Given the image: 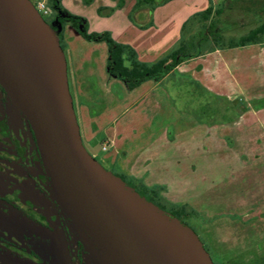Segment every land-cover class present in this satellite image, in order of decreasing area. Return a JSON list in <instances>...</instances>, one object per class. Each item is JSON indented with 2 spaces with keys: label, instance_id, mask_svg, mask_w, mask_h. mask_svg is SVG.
Here are the masks:
<instances>
[{
  "label": "rangeland",
  "instance_id": "1",
  "mask_svg": "<svg viewBox=\"0 0 264 264\" xmlns=\"http://www.w3.org/2000/svg\"><path fill=\"white\" fill-rule=\"evenodd\" d=\"M141 1L130 0L125 5L124 0H72L71 10L85 19L87 33H107L115 44L125 47V58L131 53L138 63L150 64L172 44L177 49L190 43L189 51L195 56L212 47L209 42L198 46L205 42L206 36L201 33L210 31V24L201 26L203 22L193 27L195 36L190 39L186 29L184 35L179 33L176 44L163 43L164 39L156 43L151 39L154 25L135 29L134 5ZM174 1L157 3L169 4V14H165L169 17L209 0ZM223 7L225 12L213 20L223 36L221 44L238 40L264 22V0H224ZM49 17L45 19L51 23ZM61 45L88 152L130 191L194 233L215 264H264L263 73L250 78L252 86L247 92L241 81L237 86L234 82L238 89L232 99L226 92L218 95L206 91L189 75L178 74L170 76L140 103L135 101L157 81L144 82L140 91L131 95L127 90L126 106L131 108L111 127L109 134L119 133L113 148L108 133L94 130L92 124L97 119L90 111H82L85 101L82 92L78 93L75 72L84 55L102 56L109 49L107 41H88L67 23ZM255 95L259 97L255 99ZM124 148L127 151H122Z\"/></svg>",
  "mask_w": 264,
  "mask_h": 264
},
{
  "label": "water",
  "instance_id": "2",
  "mask_svg": "<svg viewBox=\"0 0 264 264\" xmlns=\"http://www.w3.org/2000/svg\"><path fill=\"white\" fill-rule=\"evenodd\" d=\"M0 85L29 121L58 198L100 264H215L194 233L88 152L58 32L31 0H0Z\"/></svg>",
  "mask_w": 264,
  "mask_h": 264
},
{
  "label": "flooded vegetation",
  "instance_id": "3",
  "mask_svg": "<svg viewBox=\"0 0 264 264\" xmlns=\"http://www.w3.org/2000/svg\"><path fill=\"white\" fill-rule=\"evenodd\" d=\"M83 233L58 198L29 121L0 85V264H100Z\"/></svg>",
  "mask_w": 264,
  "mask_h": 264
},
{
  "label": "crops",
  "instance_id": "4",
  "mask_svg": "<svg viewBox=\"0 0 264 264\" xmlns=\"http://www.w3.org/2000/svg\"><path fill=\"white\" fill-rule=\"evenodd\" d=\"M34 1L33 3L39 1L47 2V0ZM124 1L126 5L130 0ZM173 3H175L174 0ZM61 5L68 13H75L72 14L74 16H77L76 13H79L78 11L71 10L72 0H62ZM158 5L157 0L152 3H142L141 1L139 4L134 5L135 9L133 12L135 21L138 25L135 27L136 30H138L137 27L143 28L148 25H154L155 28L151 39L156 43L161 42L160 39H164L163 43L174 42L176 44L179 33L181 32L184 35L186 29H188L186 35L188 39H190L195 36L192 33V29L196 25L199 26V22H203L201 26H204V23L211 24L215 16H217L218 11H221V14L225 12V7H223L224 0H209L208 3H195L191 9L179 12L176 16L173 12L174 14L169 17L165 15L166 12L169 14V4ZM134 6H132V8ZM207 9H211V14L205 19L203 13ZM101 19L105 20V18ZM92 31L95 32L96 30L92 29ZM122 40L127 41L124 36H122ZM125 41L121 43L126 44ZM232 41L233 40L230 39L226 44H221L223 41L216 43L212 37H208L205 42H200L201 46L209 42L212 47L209 48V50L205 48L204 52H201L198 56L193 54L191 58L181 62L160 81L151 86L149 90L142 93L135 103H140L150 92H155L159 85L175 74L183 77L189 75L192 77L191 79L193 82L198 86L201 84V86L205 88L204 90L217 93L218 95H224L226 92L228 95L227 97L230 99L235 97L233 96L236 95L234 91L238 89L234 87V82L237 86L238 82L241 81L243 86H245L243 90L247 92L250 86H252L249 85L250 78L256 79L254 76L257 72L260 74L263 73L264 77V41L262 43L249 44L243 47H231L229 44ZM172 46L163 50L161 54H158L155 60L149 63L154 64L168 56L175 49L172 48ZM109 60V49L106 50L102 56H97L95 53L92 55L86 54L80 59L79 65L76 66L75 71L77 90L78 93L82 92V98L85 101V104L82 106V111L86 110L87 114H89L90 111L91 115L97 119V121L92 124L94 130H100L108 134L110 130H112L111 127L117 125V123L126 116L128 109L131 108H127L126 106L128 95L127 83L111 72L112 67L110 66ZM260 70H263V72ZM143 86L144 84H141L139 87L130 91L129 95L135 92L137 93ZM240 87H242V85H240ZM258 97L259 95L254 96L255 99ZM105 108L107 110H105ZM234 124L236 125L237 122ZM118 134L117 132L112 133V135H107V140L112 142L110 147H113L114 140L117 138L116 135ZM125 148L122 151H127V148ZM116 151H114L115 157L117 155Z\"/></svg>",
  "mask_w": 264,
  "mask_h": 264
},
{
  "label": "trees",
  "instance_id": "5",
  "mask_svg": "<svg viewBox=\"0 0 264 264\" xmlns=\"http://www.w3.org/2000/svg\"><path fill=\"white\" fill-rule=\"evenodd\" d=\"M61 1L62 0H47L50 15L49 18L52 19L50 20L51 23L46 21L52 29L58 32L60 43L63 28L67 23H69L72 28L76 29L79 34L88 41L106 40L109 45V62L110 66L112 67L111 72L121 80L126 81L129 91L134 90L135 88L139 87L141 84L149 80L157 82L160 81L166 74L176 68L181 62L192 57V54L189 51V48L191 47L190 43H183L179 46V48L174 49L168 56L154 64L138 63L134 61V56L131 53H129L130 55L125 58L126 49L123 45L115 44L111 40V38H109L107 33H104L103 35H99L96 33H87L86 21L83 18L74 16L64 10L61 5ZM154 1L155 0H143L142 3H152ZM221 13V11H218L217 15H220ZM210 14L211 9H207L203 13L204 18L207 19ZM207 30L210 31L208 33H201L203 34V36H206L205 40L208 37H212L216 43H219L221 42V40H223V36H221L218 32L214 22L210 24ZM263 41L264 22L258 25L255 29L251 30L247 35L240 37L236 41H232L229 45L231 47H243L249 44L262 43ZM200 45L201 43H198V46ZM126 61H129V63L131 62V64H127ZM73 100H75L74 97ZM74 107L76 110L75 102Z\"/></svg>",
  "mask_w": 264,
  "mask_h": 264
},
{
  "label": "built area",
  "instance_id": "6",
  "mask_svg": "<svg viewBox=\"0 0 264 264\" xmlns=\"http://www.w3.org/2000/svg\"><path fill=\"white\" fill-rule=\"evenodd\" d=\"M35 7L43 18L49 15V9L46 1L37 2ZM103 150L106 151L107 147L104 146Z\"/></svg>",
  "mask_w": 264,
  "mask_h": 264
}]
</instances>
